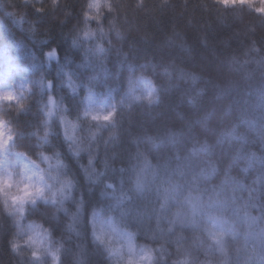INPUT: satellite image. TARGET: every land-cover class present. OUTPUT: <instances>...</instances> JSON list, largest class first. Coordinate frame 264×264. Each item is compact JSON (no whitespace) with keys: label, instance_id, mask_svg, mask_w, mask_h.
Returning a JSON list of instances; mask_svg holds the SVG:
<instances>
[{"label":"clouds","instance_id":"1","mask_svg":"<svg viewBox=\"0 0 264 264\" xmlns=\"http://www.w3.org/2000/svg\"><path fill=\"white\" fill-rule=\"evenodd\" d=\"M0 264H264V0H0Z\"/></svg>","mask_w":264,"mask_h":264}]
</instances>
